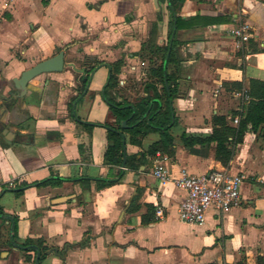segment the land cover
I'll return each instance as SVG.
<instances>
[{
    "label": "crops",
    "instance_id": "obj_1",
    "mask_svg": "<svg viewBox=\"0 0 264 264\" xmlns=\"http://www.w3.org/2000/svg\"><path fill=\"white\" fill-rule=\"evenodd\" d=\"M170 4L80 0L59 18L40 0H0V207L17 218L14 243L42 239L48 249L41 264H256L258 256L264 258V122L244 131L225 167L215 162L214 141H197L191 151L181 139L182 133L200 140L209 136L216 114L244 113L250 98L245 101L241 92L250 79L264 81V0ZM37 6L40 11H33ZM196 15L212 22L175 31L181 43L178 94L170 104L174 154L157 151L137 169L126 161L124 167L105 164L104 152L113 142L104 122L114 118L102 90L112 63L123 61L116 88L142 85L147 69L142 45L166 44L171 20ZM243 21L250 25V47L237 46L229 33ZM60 50L63 69L35 76L19 96L13 79ZM234 82L242 89L236 90ZM145 95L142 88L138 98L127 100ZM76 99L75 115L86 123L72 114ZM120 132L126 159L139 158L160 137L150 132L135 145ZM157 153L167 156L171 177L213 168L242 174L241 203L222 211L209 208L202 225L180 220L186 192L153 176ZM55 177L64 178L61 185L38 186ZM83 177L91 179L90 185L79 182ZM97 179L112 183L97 189ZM24 181L29 184L16 196L11 187ZM59 197L68 199L52 201ZM147 204L153 210L148 212ZM144 214L154 219L144 224ZM10 226L0 216V264H30L26 249L12 244Z\"/></svg>",
    "mask_w": 264,
    "mask_h": 264
},
{
    "label": "trees",
    "instance_id": "obj_2",
    "mask_svg": "<svg viewBox=\"0 0 264 264\" xmlns=\"http://www.w3.org/2000/svg\"><path fill=\"white\" fill-rule=\"evenodd\" d=\"M181 0H171V6L174 7V3ZM206 20V21H205ZM194 22H203L204 24L212 22L211 18H205L199 15L191 16L184 19L180 16H176V31L185 28L193 24ZM173 29V20L170 21L168 39L166 44L158 45L154 40L148 45H142L140 56L149 60V66L143 72L144 82L143 90L147 95L140 97L139 100L130 102L127 99L118 101L109 95L110 91L117 87V74L123 65L122 59H118L111 65L110 77L107 85L104 88V97L109 107V111L113 116L112 122L106 121L104 125L111 126L113 129H107V138L112 140V144H108L104 152V163L110 165L120 166L123 160L122 152V138L116 131H124L128 133V141L131 144L140 145L141 138L150 132H158L160 137L158 140L151 143L148 149L141 153L139 158L136 154L128 155L126 159V165L131 168L137 169L139 165L145 164L147 157L153 158L157 151L166 153L168 155L174 154L173 148V135L171 132V117L173 108L170 105V100H173L178 94V77L180 72L179 58H178V45L181 43L176 36L174 37L171 50L166 58V73L164 74V60L169 46V39ZM248 46H251V40L247 42ZM233 87L236 90H241L243 85L240 82H234ZM249 96V101L245 107V111L239 112V110L232 111L229 116L216 114L212 117V128L209 136L204 139H196L187 136L185 133L181 134V139L186 147L191 151H195L192 146L197 141L206 142L214 141L216 143L215 162L217 165L227 166L232 153L233 144L242 140L244 131L248 128L256 129L259 124L264 122V81L250 79L249 85L245 88ZM152 102L151 108L148 110V106ZM132 103L135 107V112L132 114V108L127 104ZM72 103H70L71 108ZM147 112V113H146ZM239 115V121L234 126L231 124L233 118ZM150 122H148V118ZM127 119V126L122 127L121 121ZM87 129H91L92 125L85 124ZM64 181V178L55 177L47 179L38 184V186H59ZM83 185H90L91 179L83 177L79 180ZM96 188L99 189L106 185H110L112 182L99 180L95 181ZM28 182H20L14 184L11 188H20L28 185ZM23 190H15L16 196L22 195ZM148 212L153 210V207L149 204L146 205ZM0 215H4L3 209L0 207ZM146 214L142 216V223L146 224L152 221L153 217H146ZM14 226L12 228L13 238L17 237V218L14 217ZM8 245L11 242L7 241ZM23 246H28L25 250L27 252L26 259L30 264L34 263L36 250L34 246L40 250V258L38 264H41V260L45 257V251L48 249L43 244L41 238H25L22 243ZM237 264H242L241 262ZM256 264H264V258L258 256Z\"/></svg>",
    "mask_w": 264,
    "mask_h": 264
},
{
    "label": "built area",
    "instance_id": "obj_3",
    "mask_svg": "<svg viewBox=\"0 0 264 264\" xmlns=\"http://www.w3.org/2000/svg\"><path fill=\"white\" fill-rule=\"evenodd\" d=\"M229 33L236 40L237 46H242L251 37L250 25L245 21L239 22L229 29ZM241 93L245 101L249 99L246 89ZM236 94L240 95L239 92ZM238 121L239 116L233 118L234 123L237 124ZM157 156L159 158L153 168V176L162 183L172 181L186 192L178 208L180 220L202 225L209 208L222 211L241 203L240 189L244 181L242 174L231 173L224 168H213L198 175L182 170L177 177H171L165 164L167 156L160 153Z\"/></svg>",
    "mask_w": 264,
    "mask_h": 264
},
{
    "label": "water",
    "instance_id": "obj_4",
    "mask_svg": "<svg viewBox=\"0 0 264 264\" xmlns=\"http://www.w3.org/2000/svg\"><path fill=\"white\" fill-rule=\"evenodd\" d=\"M172 12L174 13L173 11V8H171ZM175 31H176V19L174 18V24H173V29H172V32H171V36H170V39H169V46H168V50H167V53H166V57H165V60H164V74L166 73V70H165V66H166V58L168 57L169 53H170V50H171V44H172V41L174 39V36H175ZM63 65H64V50H60L57 54L49 57V58H46V59H43V60H40L38 61L37 63H35L34 65H32L31 67L23 70L20 74L19 77H16L13 79V82H14V86L18 89V94L19 96H22L25 94L26 92V87H27V84L28 82L34 78L35 76L41 74V73H45V72H58V71H61L63 69ZM108 66V65H107ZM108 68L110 69V66H108ZM92 71L90 72L89 74V79L92 75ZM109 77H110V73L108 75V80H109ZM108 82V81H107ZM106 82V84H107ZM88 83H89V80L87 81L86 83V86H85V89L83 91V94H85L86 92V89L88 87ZM106 84L104 85V88L106 86ZM104 88L102 90V92L104 91ZM82 94V95H83ZM82 95H80L79 97H81ZM76 102H77V99L74 100L73 102V106H72V114L74 115V118L79 121V122H82V123H86L82 120H80L79 118L76 117L75 115V105H76ZM171 100H170V104H171ZM151 105H152V102H150L149 106H148V110L147 112L149 111V109L151 108ZM127 106L131 107L132 108V114L131 116L134 114L135 112V107L133 104H127ZM146 112V113H147ZM150 118H148V122H150ZM173 120H174V116L172 114V120H171V123H173ZM127 119H123L121 121V126L122 127H126L127 126ZM106 128L108 129H113L111 126H106ZM120 135H121V138H122V144H123V152H125V147H124V144H125V137H124V134L121 133L119 130H116ZM110 143H112V141H110ZM125 161H126V155L125 153L123 154V161H122V166L124 167L125 166ZM26 186H23V187H20V188H12V190H19V189H24ZM68 197H59V198H55L53 199L52 201L54 203L56 202H61V201H64V200H67ZM1 217H6L8 218L10 221H11V226H10V230H9V235H10V239L12 241L13 239V236H12V228L14 226V218L13 216L11 215H0ZM12 244L17 247V248H22V249H27L28 246H22V245H19L17 243H14L12 241ZM35 250H36V255H35V259H34V263L33 264H38L39 262V258H40V250L38 247L34 246Z\"/></svg>",
    "mask_w": 264,
    "mask_h": 264
},
{
    "label": "rangeland",
    "instance_id": "obj_5",
    "mask_svg": "<svg viewBox=\"0 0 264 264\" xmlns=\"http://www.w3.org/2000/svg\"><path fill=\"white\" fill-rule=\"evenodd\" d=\"M55 1L56 2H54L53 0H50V1L49 0H40V3H42V5L48 4L49 6H51V11L54 14H56L57 16L59 15V18L63 17V15H65V12H67L69 9L75 7L76 4H78V2H80V0H65V1L55 0ZM84 5H85V3H84ZM35 8L38 11H40V8L38 6L33 7L32 10L35 11ZM143 61L145 62V65H144L145 68H147V66L149 64L148 59L144 58ZM142 86H143V84L139 85L138 87L137 86L130 87V88H128V91L125 89L115 88L109 93V95L118 101H121L124 99H129L131 101V99H135V98L139 97V94L143 88Z\"/></svg>",
    "mask_w": 264,
    "mask_h": 264
}]
</instances>
